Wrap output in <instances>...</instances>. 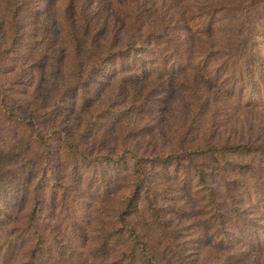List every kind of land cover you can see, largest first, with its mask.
Masks as SVG:
<instances>
[{
  "label": "trees",
  "instance_id": "16d2710c",
  "mask_svg": "<svg viewBox=\"0 0 264 264\" xmlns=\"http://www.w3.org/2000/svg\"><path fill=\"white\" fill-rule=\"evenodd\" d=\"M24 1L0 0L9 24L7 49L28 56L34 53L31 47L21 49L18 44ZM186 1L180 0L173 24L185 33L182 40L173 36L177 28L162 22L158 28L149 26L148 1L112 0L129 31L124 46L104 43L98 53L88 45L93 64L87 68L76 58L78 46L73 43L70 83L60 88L50 106L27 118L18 116L22 93L14 90L16 81L7 77L10 71L4 72L0 59V145L7 157L1 166L17 170L25 185L21 198L0 206V264H192L166 216L164 204L176 185L190 193L219 246L227 243L225 206L251 230L240 206L247 200L264 208V142L221 139L216 131L228 121V111L264 107V58L257 43L264 38L262 0H209L189 10ZM69 33L72 43L70 27ZM47 45L46 59L39 62L45 69ZM140 51L150 58L140 59ZM129 58L140 61L138 70L144 76L148 66L159 67L155 60H160L164 73L169 69L180 77L179 90L191 109L188 121L183 120L167 149L141 150L121 138L107 148L95 144L90 154L87 131L58 120L59 103L84 92L108 63ZM213 98L218 106H210ZM219 107L224 114L217 112ZM20 139L30 149L28 158L14 157ZM80 208L86 209L80 223L90 231L88 238L75 235ZM90 214L94 222L87 221ZM137 215L139 224L134 221Z\"/></svg>",
  "mask_w": 264,
  "mask_h": 264
},
{
  "label": "rangeland",
  "instance_id": "374dc122",
  "mask_svg": "<svg viewBox=\"0 0 264 264\" xmlns=\"http://www.w3.org/2000/svg\"><path fill=\"white\" fill-rule=\"evenodd\" d=\"M145 1H148L146 11L151 18L149 22L153 24L149 25L151 28H158L159 22H162L166 27L177 28L173 36L176 34L182 40L185 38V33L173 26L180 13V0ZM204 1L209 0H187V9L198 7L197 4ZM21 6L18 18L23 36L18 44L21 49L23 46L31 47L34 53L26 56L21 55L22 52L20 55L9 52L6 35L9 24L5 17L7 10H4L0 2V59L4 60V72L10 71L7 77L16 81L14 90L22 93L18 100V116L27 118L32 111L36 114L50 106V102L57 98L60 88L63 89L70 83L69 74L75 68L73 43L78 46L76 58L84 60V65L88 68L93 64L92 54L87 51L88 45L98 53L102 52L104 43H112L115 48L122 47L129 31L112 0H25ZM187 9L184 8L185 11ZM260 15L264 22V0L261 2ZM111 37L113 41H109ZM257 43L264 58V38L258 39ZM47 44L49 47L46 52L50 55L47 56L49 59L46 64L49 68L45 69L43 63L39 62L46 59L43 50ZM148 47L151 49L150 44ZM141 52H138L140 59L150 58L148 53ZM137 60L129 58L108 63L84 92L70 94L59 103L56 111L58 120L64 126L84 129L90 136L86 142V152H93L95 144L101 148L115 146L121 138L130 144H137L141 150H155L159 147L167 149L175 142L183 120L188 121L191 109L188 99L179 90L180 77L171 74L169 69L164 73L165 69H161L164 65L160 60L155 62L157 66L161 65L148 66L149 74L144 76L138 70L140 61ZM213 100L211 99L210 106H218L216 99ZM223 109L219 107L217 112L224 114ZM209 111L210 114L214 112L213 109ZM226 116L228 121L216 131L218 138L264 142V107L251 111L240 109L237 114L228 111ZM16 142L18 144L15 145L17 149L14 157L28 158L29 147L22 139ZM3 153L0 145V206H7L21 198L25 185L23 177L17 175V170L1 166L7 158ZM103 170L108 173L106 168ZM169 195L173 205L170 202L164 204L168 206L166 216L171 230L176 232L177 241L187 261L192 264H264L262 204L247 200L241 202L244 216L251 221V230L248 232L244 225L232 218V213L225 206L229 214L225 233L227 243L219 246L209 225L199 216L190 193L181 191V186L176 185L169 191ZM55 209L54 205V209L50 210ZM81 210L78 209L76 215L79 225L75 235L88 238L90 231H86L85 225L80 223L83 222L82 216L86 209ZM88 218V222H94L93 214ZM134 221L139 224L140 216L137 215ZM256 238H260L258 244Z\"/></svg>",
  "mask_w": 264,
  "mask_h": 264
}]
</instances>
